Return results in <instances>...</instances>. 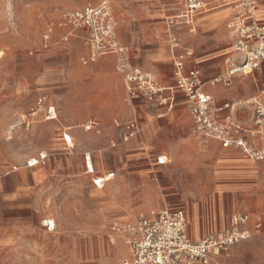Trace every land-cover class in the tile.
Segmentation results:
<instances>
[{"label":"rangeland","instance_id":"obj_1","mask_svg":"<svg viewBox=\"0 0 264 264\" xmlns=\"http://www.w3.org/2000/svg\"><path fill=\"white\" fill-rule=\"evenodd\" d=\"M95 1L0 0V264H122L128 254L117 250L123 243L129 251L130 235L115 229L134 228L142 215L166 206L185 209L189 234L197 240L227 232L235 215H249L250 237L228 252L212 255L209 264H264L262 166L233 163L248 159L204 140L192 124L186 125V132L174 129L172 122L182 105L159 119L148 105L131 103L125 90L120 98L104 97L105 89L112 90L105 85L109 74L116 72L123 84L114 57L84 65L88 34L65 41L67 28L59 27L66 13ZM182 2L173 0L165 9L180 14ZM112 3L121 40L131 45L130 27L137 29L143 21L140 3ZM50 24L53 36L45 42ZM163 40L170 55L163 62L173 67L177 53L171 52L167 32ZM184 42L180 53L187 50ZM227 43L229 56L222 58V70L205 72V79L225 74V59L232 55L231 40ZM135 58L141 60L142 52ZM254 75L239 76L227 90L220 89L217 98L234 99L246 91L245 83L260 84ZM168 77L165 67L160 78L167 87L175 83ZM42 97L55 107L56 119L45 120V105L32 115ZM91 117L103 124L100 137L84 130ZM135 118L142 121L141 131L122 144L114 120ZM68 127L74 148L63 137ZM86 152L94 156V175L85 172ZM41 155L46 159L29 168L28 162ZM159 156H167L168 163L157 166ZM36 172L41 176L37 181ZM110 172L114 178L98 189L93 178ZM47 219L56 222L53 231ZM258 220L263 223L260 230Z\"/></svg>","mask_w":264,"mask_h":264},{"label":"built area","instance_id":"obj_2","mask_svg":"<svg viewBox=\"0 0 264 264\" xmlns=\"http://www.w3.org/2000/svg\"><path fill=\"white\" fill-rule=\"evenodd\" d=\"M208 0H183L182 11L179 15L167 19V29L170 36L171 48L182 49L176 30L181 26L194 29L198 14L209 8ZM235 14L228 23L227 29L232 37V55L226 59V72L212 80L205 81L197 68L188 66V59L193 55L188 49L175 56L174 78L175 86L164 87L158 78L142 68L132 64L130 49L118 38V21L110 0H102L99 4H88L83 8L66 13L59 27L67 28L65 41L78 30H86V44L89 56L83 60L84 65L96 62L100 57L113 56L117 72L121 75L124 87L130 100L141 99L151 106L164 109V114L172 112L180 103L175 92L185 95L184 105L187 106L193 120L195 133L204 140L219 142L224 148L240 150L251 161L262 166L264 171V89L259 94L248 99L233 103L219 102L207 93V87L219 84L225 88L233 85L239 76L252 74L264 63V20L256 16L258 3L256 0H238ZM53 24L46 29L45 42L53 35ZM46 98L38 100V113L43 110L46 120L57 118L54 106L47 105ZM248 111V120L238 119V114ZM32 114V115H33ZM95 121L87 125V129L96 128ZM122 141L128 142L137 136L141 127L136 119L120 124L116 123ZM68 144L72 136L63 134ZM41 155L39 161L45 160ZM85 165L89 174H94L92 154L84 155ZM159 165L167 160L159 158ZM28 167L35 163L28 162ZM114 178V173L104 177H95L94 185L98 189ZM249 215L239 214L231 219V228L225 233L210 234L199 241L190 238L187 229L186 214L183 210L172 209L168 206L160 210H152L142 215L134 228L117 232L129 233L128 242L130 255L122 264H209L212 255L228 252L237 243L250 237L247 228ZM258 220L256 229L262 228ZM48 230L51 225L46 224Z\"/></svg>","mask_w":264,"mask_h":264},{"label":"crops","instance_id":"obj_3","mask_svg":"<svg viewBox=\"0 0 264 264\" xmlns=\"http://www.w3.org/2000/svg\"><path fill=\"white\" fill-rule=\"evenodd\" d=\"M101 1L102 0H99V2H98V0H97L95 2H90L88 4L96 5V4H99ZM110 1L112 3V0H110ZM126 1H128V0H126ZM137 1H139V3H140L139 6H140V12L143 15V21L141 22V25L137 29H133L130 27L131 35H133L132 41L130 42L131 45L126 44L125 42H123L121 40V37H120L119 32H118V27H117L118 38L124 45L129 47L130 59H131V62L133 65L138 66V67L142 68L143 70L154 74L158 78V80L160 81V83L162 85H163V83H162L160 77H161L162 72L165 71V67H167V69L169 71V77L168 78L171 81L175 82L174 66L172 67V62H163V61H165V58L169 59V57H170V55L166 49L167 44L163 40L165 33L166 32L168 33L167 23L165 22V19H166V17L168 19L169 17L179 15V13L176 12V9H172V10L165 9V7L168 6V4L170 2H172L173 0H137ZM208 1H209V5H210L209 8L206 11L197 15V17L195 19L194 29L192 32L190 30V27H188V26H181V27L177 28V30H176V34H177V37L179 38V40L181 42L187 41V43L184 42L187 49L190 50V52L193 54L192 56L195 55L194 58H192V56H191L188 59V66L190 68L199 69L201 71L202 77L205 81L217 78V77H212L209 79H205V76H204L205 72L208 75H211V74L217 72L218 68H221V70H222V65H223L222 58L225 55H228V52H227L228 40H231L230 46L232 49V37L229 33V30L227 29V25L232 20L233 15L235 14V11H236L235 5H236V2L238 0H208ZM256 1L258 3V9L256 12V16L258 19L264 20V0H256ZM88 4H86V5H88ZM83 7H81V8H83ZM112 7H113V3H112ZM77 9H80V8H77ZM77 9H75V10H77ZM113 10H114V7H113ZM114 13H115V10H114ZM166 13H170V15L166 16ZM115 16H116V14H115ZM116 18H117V16H116ZM117 21H118V18H117ZM118 26H119V22H118ZM187 31L191 34L195 33V35L186 36L185 32H187ZM80 33L81 34H88V32L86 30L82 29V30H78L75 34H72L70 37H77L78 38V37H80L79 36ZM66 35H67V32L64 34V36H66ZM132 46L135 47V51H133ZM135 52L138 55H140V52H142L141 60H138L137 58H135V55H136ZM171 52L175 56V53H177V54L180 53V50H175V49L171 48ZM231 53H232V50H231ZM227 58L228 57H226V59ZM226 59H225L224 64H226ZM106 63H108V62H106ZM114 65H115V62H114ZM226 68H227V66H225V69L223 66L224 72H226ZM252 74H255L254 75V78H255L254 81L258 82L257 80H260L261 83L256 85L255 87H249V85H247V83H245L246 84V91L243 93H239V95L237 97H234V99L226 98L224 96L221 100H219L217 98V94L222 95L219 93L220 89L227 90L224 86H222V87H219V86L207 87L205 89V91L207 93L213 95L217 99V101H219V102L231 101L233 103H236L238 101L245 100V98L248 99V97L250 98L252 96H256L257 94H259V92L262 89H264V63L261 64L259 66V68L257 70H255ZM105 80H106L105 85H108V87H111L112 90L109 91V89H105L106 95H104V97H108V98L118 97V98H120L124 94V90L126 92L124 84H122L120 77L118 76V74L116 72L111 73V75L109 74V76L107 78H105ZM174 86H175V83H174V85H170L168 87L164 86V87L172 88ZM123 87H124V89H123ZM126 94H127V92H126ZM175 96H176L177 101L180 103V105H182L184 107L182 109L178 108L177 119H174L172 122L173 127H174V129H177L178 131L186 132V130H185L186 125L188 127H190L192 124V126H193V120H192V117L190 115V112H189L187 106L183 104L184 101L186 100L185 95L179 91H176ZM130 102L135 103V104H137V102H139V104L148 105L147 103H145L141 99L130 100ZM49 104L51 105V103H49ZM51 106H53V105H51ZM148 106L157 114V118H159V119L167 117L170 113H172L176 110V108H175L172 112L164 114V111H165L164 109L158 108L156 106H151V105H148ZM186 110L188 111L187 113L185 112ZM110 113H111V110H110ZM44 115H46V113ZM249 116H250V113L248 111H243V112H240L237 117L240 120L246 121V120H248ZM135 119L137 120V122L139 123V125L141 127V124H142L141 119L140 118L139 119L135 118ZM131 120H134V119H131ZM131 120H128L127 122H129ZM47 121H50V120H47ZM92 121H95L98 124V126L96 128H91L90 130H88L86 127ZM117 122L120 123L117 119L114 120L115 130L117 131V134L121 140V143L122 144L127 143V142L122 141L120 132H119L118 128L116 127ZM124 123H126V122H124ZM147 123H149V122H147ZM120 124H123V123H120ZM84 130L86 132H91V133L95 134V136L100 137L103 133V124H102L100 119H98L96 117H91L86 122V124L84 125ZM66 131L67 132H64L63 134H65V133L71 134L72 140H71L70 145H74L73 141H74L75 137H74L73 133L71 132V128L70 127L66 128ZM214 143L218 144L219 147L224 152H227L228 150H237L240 153H242L240 150L235 149V148H224L219 142L215 141ZM70 148H74V147L72 146ZM88 153L92 154L91 152H86L85 154H88ZM92 157H93V162H94V174H96V165H95V160H94L93 154H92ZM163 157L164 156H159V157H157V160L159 158H163ZM245 157L248 159L247 156H245ZM164 158H166L167 162L163 165H166L169 160H168L167 156H165ZM157 160L155 162L156 165L157 166H163V165H159ZM248 160L251 163H249ZM248 160L241 159V160H237L233 163L238 164V165H242V166L247 167V168H249V165L251 166L253 164H257L255 162L251 161L250 159H248ZM83 163L85 166L86 174H89L87 172L84 157H83ZM257 165H259V164H257ZM29 168H33V167H29ZM37 168H40V167H37ZM12 170H18V168L13 167ZM110 173H113V172H110ZM94 174H89V175H94ZM107 175L96 176V177H104ZM15 176L13 178L16 179ZM33 177H34V180H36V181L39 178H41V176L38 172H36ZM21 178L23 180H26V177L24 175H21ZM170 208L183 210L186 214L185 209L182 207H170ZM153 210H155V209H153ZM157 210H160V209H157ZM150 211H152V210H150ZM47 221H51V220L47 219L44 222L46 223ZM187 229H188V224H187ZM49 231H53V230H49ZM188 234H189V230H188ZM189 236H190V234H189ZM190 238L194 241H199L196 238L193 239L191 236H190ZM202 239H200V240H202ZM117 251L122 256L128 254L127 255V257H128L130 255V251H127V248L123 243H121L119 245Z\"/></svg>","mask_w":264,"mask_h":264},{"label":"bare ground","instance_id":"obj_4","mask_svg":"<svg viewBox=\"0 0 264 264\" xmlns=\"http://www.w3.org/2000/svg\"><path fill=\"white\" fill-rule=\"evenodd\" d=\"M38 114H39V112H38V113H34L33 116H37ZM70 143H71V139H69V142H68V146H69V148L72 147V146L74 147V145H70ZM43 156H44V155H43ZM164 157H165V156H164ZM164 157H163L162 159H163V160H166V158H164ZM31 161H32L33 163H35V166L38 165V164L41 162V161L36 160V159H33V160H31ZM53 220H54V219H53ZM53 220H51V221H47V222H46V224H48V225L50 224V225H51L52 230H54L55 227H56V226H55V225H56V224H55L56 222L53 221Z\"/></svg>","mask_w":264,"mask_h":264}]
</instances>
